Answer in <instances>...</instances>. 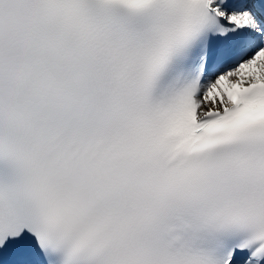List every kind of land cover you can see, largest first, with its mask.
Instances as JSON below:
<instances>
[{"label":"snow or ice","instance_id":"obj_1","mask_svg":"<svg viewBox=\"0 0 264 264\" xmlns=\"http://www.w3.org/2000/svg\"><path fill=\"white\" fill-rule=\"evenodd\" d=\"M0 264H264V0H0Z\"/></svg>","mask_w":264,"mask_h":264}]
</instances>
